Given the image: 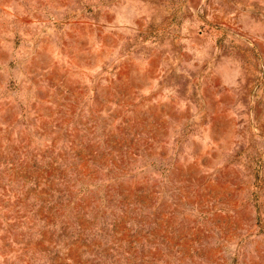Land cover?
I'll return each instance as SVG.
<instances>
[{
	"label": "rangeland",
	"instance_id": "1",
	"mask_svg": "<svg viewBox=\"0 0 264 264\" xmlns=\"http://www.w3.org/2000/svg\"><path fill=\"white\" fill-rule=\"evenodd\" d=\"M0 264H264V0H0Z\"/></svg>",
	"mask_w": 264,
	"mask_h": 264
}]
</instances>
